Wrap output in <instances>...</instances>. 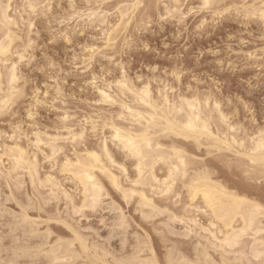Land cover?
<instances>
[{"label":"snow or ice","instance_id":"6c2138e0","mask_svg":"<svg viewBox=\"0 0 264 264\" xmlns=\"http://www.w3.org/2000/svg\"><path fill=\"white\" fill-rule=\"evenodd\" d=\"M125 7L109 4L108 0H23L22 10L17 9L20 12L17 18L12 15L16 9L12 0H0V26L6 32L0 38V181L7 182L12 190L16 209L11 211L0 200V213L11 215L25 227L30 226L36 234L41 225L29 213L44 212L45 203L56 201L66 212L48 216L43 221L48 228L40 232L45 240L57 241L48 245L53 255L59 249H70L73 255L80 249L83 255L90 252V244L92 250L97 249L98 242L87 235L93 229L83 227L81 222L103 209L105 201L111 208L116 206L95 176L81 171V159L96 164L103 159L112 171L118 172L119 179L110 172L105 174L124 202L129 193L121 188V183L142 185L147 177L155 185L153 199L149 200L143 191L132 192V196H139L141 200L137 211L145 220L157 216L168 218L165 224L168 231L162 233L168 241L167 261L160 252L159 237L149 228L148 234L137 230L135 247L145 257L137 264H216L212 253L222 248L242 249L237 252L239 258L227 264H264V0L257 4L146 0L143 4L127 6L140 11L138 31L164 35L171 24L175 40L185 35L203 36L221 17L235 19L245 28L249 24L258 25V34L249 33L256 36L255 42L244 39L242 33H230L223 46L207 50L215 58L213 62L218 71L234 74L242 70L241 65L260 69L255 77L239 81L248 85L250 93L258 90V111L239 97L225 98L219 95L218 89L213 91L216 81L209 84L211 78L198 72L204 51L195 57L178 52L168 55L171 45L167 36L162 41L163 55L143 45L155 57L137 68L133 75L125 57L136 41L126 34L121 37L123 21L111 31L108 29L109 18L113 13L121 15ZM118 38L120 43L116 42ZM233 40L250 47L234 51ZM161 60L168 61V65L161 64ZM69 79L74 81L73 87L79 86L81 93H89L87 111L82 110L83 102L69 107L67 101L76 99L65 91L64 85ZM126 101L141 111L166 110L178 117L180 140L162 150L146 132L122 133L108 117L125 121L126 114L115 109L133 113ZM143 119L141 112H136L130 123H141ZM109 128L112 151L109 135L105 134ZM249 140L260 153L259 162L248 152ZM224 152L233 155L225 160L222 168L212 164L216 169L215 180L219 182L215 187L226 194L229 203L246 209L242 227L224 216L201 187L213 175L201 161ZM234 160L250 161L253 166L259 163L261 171L257 173L254 167H248L243 175L234 174ZM157 163L167 166L163 180H157L154 175ZM130 170L134 179H128ZM191 170H196L198 178L189 183ZM57 175L61 182L56 180ZM173 204L179 212L169 210ZM144 209L150 211L145 214ZM117 213L113 229H120L123 239L131 224L123 209L118 208ZM221 217L224 223L219 227L229 225L227 239L223 232L216 231L215 221ZM99 222L107 227L103 219ZM192 236L203 242L200 246L203 252L198 249L195 256L188 247H176ZM257 237L259 243H251L249 247L248 238L255 241ZM48 264L58 262L49 259ZM90 264L105 262L94 257Z\"/></svg>","mask_w":264,"mask_h":264},{"label":"rangeland","instance_id":"374dc122","mask_svg":"<svg viewBox=\"0 0 264 264\" xmlns=\"http://www.w3.org/2000/svg\"><path fill=\"white\" fill-rule=\"evenodd\" d=\"M94 1L96 2V0H92V2H94ZM137 1L141 2L142 4L146 2V0H137ZM12 2L14 5H16L17 9L22 10L23 0H12ZM81 2H86V0H81ZM135 2H136V0L135 1L134 0H108L109 4H114L117 7H119L120 5H125L126 6L125 8H127V6L133 5ZM147 2H150V0H147ZM219 2L222 4L237 3V2L246 3V4H257V2L258 3L260 2V0H219ZM17 9L13 10L14 12H12V15L14 17L18 18V16L20 15L19 14L20 12L17 11ZM108 11H113V10L108 9ZM128 14L130 15V17H129V15L126 16V20H125V18H123L122 15L117 16L115 13H113V15L108 20V29H109V31H111L113 28H115L116 24H120L123 19L125 21H127L129 19L128 22H130V23H128L127 29H124V32L121 33V37H123L126 34L128 37H130L131 39L136 41V43H134L132 45V47H130L127 50V54L125 57L126 62L129 63V65L132 69L133 75L135 74V71L137 68L141 67L142 64H145L147 61H149L155 57V53H150V52L145 51L143 48V45H147L151 49H156V50L160 51L161 55H163L164 50H163V46H162V41L164 40V37L167 36L168 43L171 45L170 49L167 50L168 55L173 56L178 52L180 54L187 53V54H190L191 56L195 57L199 52L204 51V53H205L204 56L200 58L201 65L198 68V72L199 73H205V74H207L208 77L211 78L208 81L209 84H211L212 80L216 81V84L212 85L213 91L215 92L218 89L219 95L222 97H225V98H227V97H239L241 101H243L244 103H248V104L253 105L258 111L259 105H260V96L258 94V90H254L252 93H250L248 90V85L247 84H241V83H239V81H241V80L247 81L250 78L255 77V75L260 72V69L258 67H251V66L244 67L243 65H241L240 68L242 70H238L234 74L229 73L228 71H218L217 70L218 66L213 62L215 60V58L207 52L208 49L215 50V49H217L218 46H223L226 39H227V36L230 33L233 35H235L237 33H242L244 39H247L250 42H255L256 36L249 35V33L251 31H253L254 33L258 34V32H259L258 25L249 24L248 27L245 28L235 19H224L223 17H221L219 19V22L217 24L213 25L211 27L210 31L207 32V34H205L203 36H195L194 35L191 38H189L187 35H185L181 39L175 40L172 38L173 27L171 24H169L166 27L164 35L154 36L150 32H140L137 30L138 29L137 17L140 15L139 9L135 10L134 12L132 9L129 11ZM124 20H123V22H125ZM123 28H124V26H123ZM113 35H115V33H113ZM34 39H37L38 41H40L39 37H34ZM116 42L120 43L121 39L118 38L116 40ZM232 44L234 46V51H238L239 47H244L245 49L250 47V45L241 46L239 44V40H233ZM160 63L163 64L164 66H167L169 62L161 60ZM252 63H258V62L253 61ZM226 67L227 66L225 65V68ZM144 71L145 72L147 71L146 67H145ZM252 82H253V84L257 83L255 79H253ZM73 84H74V81L69 79L67 85H64L65 91L69 93V96L70 97L75 96V98H76L75 101H72L71 99H69V101H67L69 107H71L73 103L83 102L82 110L87 111L88 110L87 109V102L89 100V93L87 91L81 93L79 86L73 87ZM203 88H204V86H202V91H203ZM234 103H235V101H234ZM115 111L118 113V108L115 109ZM52 118H54V116ZM110 118L113 119V117H111V115L108 117V119L112 120ZM114 121H113V123L118 124V125H119V122H121L119 119H115V118H114ZM124 122H126V121H122L123 125H122V123H120V125H122L123 127H128L127 125H129V123L126 122V124H125ZM129 127L131 128L130 125H129ZM132 128L134 129L135 127H132ZM4 130H7V129H4ZM9 134H11V133L9 132ZM105 134L109 135V147H111L110 150L112 151L113 145L111 144V138H110L112 135L111 128L105 130ZM178 139L180 140V137H175L173 135H169L168 137L162 136V138H160V140L162 141V144H164L166 147L169 146L170 144H172L173 142L179 141ZM0 146H2V145H0ZM9 146H11V142L9 143ZM224 153H221V154L219 153L215 156H210V157H208L207 161H203V160L201 161V163L205 164L207 167H209V169H211V171H213V175H212L213 177L215 175L216 169H213L212 164L218 165L220 168H222L224 166V162H225L224 160L229 159L233 155L232 153H229V154L227 152H224ZM221 156H222V158H221ZM209 161H211L212 163H209ZM125 166L128 167L129 165L125 164ZM248 166L253 167L252 165H250V162H248V161H244V160L236 161V160H234L232 171L234 174L243 175L244 171L247 170ZM156 169L158 171L159 176H163L166 173V167L163 164L161 165V163H159L156 166ZM160 170H162V171H160ZM194 171L195 170H193V171L191 170L190 175L192 173H194ZM116 174L118 175V172H116ZM190 175L188 176V178L190 177ZM100 176L101 175H99V178L102 179L101 180L102 184H103L104 188L107 190L106 191L104 189L107 196L109 195L112 198V201L114 202L116 207L111 208L109 204L107 206V201H105V206L103 209H98L96 213L89 214L88 219L81 222V225L83 227H91L93 229V232H91L90 234L87 233V235L92 236L94 238V240L98 242V245L100 242V246L103 245L105 248L107 247V249L110 250L112 253H114V254L117 253L116 255H122V254L125 255L126 252H131L130 251L132 249L131 246L133 245V243H135L133 234L134 233L136 234L137 230L143 231L145 234H148V229L151 228L152 232L157 234V236L159 237V241H160V245H161L160 252L163 253L164 257H165L167 250H168V246H167L168 242L165 239V237H163V235H161V233H165L168 231V229L165 227V223L167 222L168 218L166 216H164V217L157 216L152 220H145L143 218V216L141 215V213L137 211V207H138V205H136L137 199L135 200L134 198H131L130 199L131 201L128 199L127 202H124L122 200V197H120V193H117L115 191V189L112 188L111 183H109V180L106 179V177H104V176H102V177H100ZM128 176H129L128 179H130V178L134 179V176H133L131 170H130ZM56 177L61 182V177L59 175H57ZM214 179H215V177H214ZM62 183H68L70 185L71 181H64ZM123 184L125 185V187L131 186L127 183V181H124ZM147 188L149 189V187H147ZM151 190L152 189L150 188L147 192H150ZM26 194L27 193H24V195H26ZM149 194H152V192ZM10 196H12V197H10ZM6 197H8V199ZM159 199H160L159 197H156V200H159ZM0 200H2V201L4 200L3 202L6 201L4 203V205L6 207H8L9 209H11V211H16V209L13 207V203L15 201L13 199L12 190L8 188L7 182H5V181H0ZM180 203L182 204V201ZM109 207L111 208V210L109 209ZM118 208L123 209V211L125 212L124 215L129 217V221L131 224V227H129V229L125 232L126 235L123 234L124 235L123 239H120L121 238L120 235H117L120 232V229H118V230L114 229L113 230V224L116 222L115 220L118 219V217H117V215H118L117 209ZM173 209H177L176 204H173L172 208H170L169 210L171 211ZM58 211L66 212V209L64 208V206L61 203H58L56 201H52L50 203L44 204V212L37 211L35 213H29V215L34 220H39L40 225H41L39 230H40V232H43L45 229L48 228V226L45 225L43 223V221L46 220L47 217L50 215H53V214L56 215V213L58 214ZM178 211H179V209H177V212ZM8 216L9 215L3 214V216L0 217L1 218L0 219V221H1V223H0V244H1L0 246L1 247L0 248L3 249L4 252L2 251V249H1V251H2V254H4L5 256H8L11 254L10 249L14 245L19 246V245H23L24 243H26V245H30L29 241L31 239V238H29V240H28V238H23L24 236H22V234H21L22 232L20 233V230L18 232H15V234L14 233L10 234L9 229H8L9 224H7V223L11 222L12 216L11 215H10V217H8ZM101 219H103L105 221V224L107 225V227L102 226L100 224L99 221ZM238 224L240 225L239 222H238ZM205 226L207 227L208 225H205ZM156 228H158V229H156ZM50 230L55 231L54 228H52ZM97 232H98V235H97ZM16 233L18 235H16ZM15 236H17L18 238ZM109 237H111V238H109ZM14 238H16L15 241H13ZM23 239L25 241H23ZM26 239L28 241H26ZM40 239L39 238H36V239L33 238V240L31 239V241H30L31 245L34 243L35 244L40 243L41 242V241H39ZM173 239H177V238L173 237ZM16 240H18V242H16ZM51 240L55 241L54 239L50 238L49 241H51ZM249 240H250V238H249ZM121 241H122V243H121ZM126 241H128V242H126ZM198 241L200 242L201 240L199 238H197V236H192L190 239H186L182 243L176 245V247L177 248L188 247L192 250V254H193L194 253V249H193L194 245L199 243ZM125 242H126V244H125ZM202 243L203 242L201 241V244ZM24 246H25V244H24ZM238 249L239 248H237V250L236 249H234V250L228 249L227 254H225V252H222V251H224L223 249H219L217 251L214 250L212 253V256L218 263L221 262L220 258L222 255H225L224 257L229 258V260L234 259L236 257L239 258L238 254L235 252V251L239 252L240 249L239 250ZM77 250L82 251L80 249H77ZM229 251H232V253L229 254ZM222 253H224V254H222ZM218 256H219V259H218ZM21 261H24V263H27V264H29V263L34 264L35 262H36L35 264H38V262L42 263L44 260L41 258V259H37V260H35V259L31 260L30 259V261H29V258H26L25 260H21Z\"/></svg>","mask_w":264,"mask_h":264},{"label":"bare ground","instance_id":"6f19581e","mask_svg":"<svg viewBox=\"0 0 264 264\" xmlns=\"http://www.w3.org/2000/svg\"><path fill=\"white\" fill-rule=\"evenodd\" d=\"M135 1V0H134ZM95 2V1H94ZM140 4L141 2L137 1L133 4V5H136V4ZM258 3V2H257ZM125 4V3H124ZM142 4V3H141ZM18 6V5H17ZM19 7V6H18ZM21 8V7H20ZM17 9V7H16ZM133 9V12L137 9H134V8H123L121 9V15L123 18H125L126 20V16H128L129 14V11ZM14 12V11H13ZM15 14V13H14ZM20 14V13H19ZM14 17V16H13ZM19 17V16H18ZM130 17V15H129ZM122 18V19H123ZM124 20V19H123ZM122 20V21H123ZM124 20V21H125ZM129 20V19H128ZM125 21L123 23V26H124V29H127V26H128V22ZM135 26V25H134ZM111 27V26H110ZM14 31V29H13ZM0 38H3L4 35H6V32L4 31V27L3 26H0ZM5 91H7V89L5 88ZM127 104V107H130L133 109V113H136V112H141V114L144 116V119L141 123H136V124H133V123H130L131 119L133 118V113H127L126 112V109H121V108H118V113L120 112H124L126 114V117L127 119L125 120L126 122L129 123V125L131 126V128L129 127V125H127L128 127H123V123L122 121L119 122V125L118 124H114L116 128L120 129L122 133H125V132H128V133H135L137 135H139L140 133L142 132H146L148 134V136L151 138V140L155 143H158L160 146H161V149L162 150H167L168 148H170L172 144H170L169 146H165L164 144H162V141L160 140V138H162V136H166L168 137L169 135H173L175 137H180L179 135V125L177 123L178 121V117L176 116H171L169 113H167L166 110H147V109H144L143 111H141L140 107H138L137 105H135L134 103H132L131 101H126L125 102ZM110 116V115H109ZM112 117V116H111ZM112 119V118H110ZM112 121H114V117L112 119ZM115 122V121H114ZM117 122V121H116ZM126 122H124L126 124ZM120 123H122V125H120ZM132 127H135L134 129ZM51 134V133H50ZM111 138V137H110ZM173 139V138H172ZM179 140V139H178ZM10 143V142H9ZM169 143V142H168ZM258 141H257V147H258ZM111 145V144H110ZM247 149H248V152H251L254 156V158L259 162L260 160V153L253 147L252 145V142L251 140H249L247 142V145H246ZM111 147H109V150H110ZM111 151V150H110ZM221 154V153H220ZM225 154V153H224ZM229 154V153H228ZM226 155V154H225ZM224 156V155H223ZM226 157V156H225ZM222 158V156H221ZM225 159V158H224ZM226 160V159H225ZM224 160V161H225ZM241 162V161H240ZM250 162V161H248ZM73 163H75V161H73ZM159 163H157L155 165V169H154V175L156 176V179L157 180H163L166 178L167 176V171L166 173L163 175V176H159L158 175V171L156 169V166L158 165ZM163 163H161L162 165ZM235 164V163H234ZM238 164V163H237ZM81 165H83V167L81 168V171L82 172H90V174L94 175L95 176V179L99 182L100 185L103 186L102 184V179L99 178V175H101L100 177L104 176L106 177V179L109 180V177L108 175L105 174V172H110L113 176H117V178L119 179V175L116 174L115 171H112V169L109 167V165H107L103 159H101L99 161L98 164L90 161V160H84L83 158L81 159ZM165 165V164H163ZM209 165V164H208ZM250 165H251V162H250ZM253 166V165H252ZM164 167V166H163ZM166 169H167V166L165 165ZM249 167V166H248ZM247 167V168H248ZM255 168V170L257 171V173H259L261 171V166L259 165V163H257L256 165L253 166ZM212 168V167H211ZM211 170V169H210ZM162 171V170H160ZM159 171V172H160ZM193 171V170H192ZM213 172V171H212ZM236 172V171H235ZM241 173V172H240ZM129 178V176H128ZM198 178L197 177V172L196 170L194 171V173H192L190 175V177L188 178V181L189 183H191L193 181V179H196ZM131 179V178H130ZM56 180L58 182L59 179H57L56 177ZM109 183H111V181L109 180ZM219 183L218 181H216L214 179V177L212 175H209L206 179H205V182L201 185L202 189H204L207 193V195L210 197V199L214 200L218 206L220 207V209L223 211L224 213V216H227V217H230L231 221L232 222H237V227H242L243 226V223H242V219H243V215L246 211V209L242 208L240 205H235L233 203H229L226 199V194L225 193H222L220 191H218L215 187V185ZM151 185V186H150ZM112 186V184H111ZM82 187V185H81ZM149 187V189L152 187H155L154 184H152V182L147 179H145V182L142 184V185H135V184H132L131 186H128V187H125V185L123 184V182L121 183V188L125 191H127L129 193V200L131 198H134L137 202L136 205H140L141 203V200H140V197L139 196H132L131 193L132 192H136V191H143L144 194L148 197L149 200H152L153 199V195L152 194H149L152 192V190L150 192H147L149 189L147 188ZM104 188V186H103ZM147 190H146V189ZM105 189V188H104ZM106 190V189H105ZM107 191V190H106ZM107 195V194H106ZM109 196V195H108ZM12 197V196H10ZM8 199V197H6ZM14 199V198H13ZM12 200V199H11ZM4 201V200H3ZM128 201V200H127ZM131 201V200H130ZM6 202V201H5ZM4 202V203H5ZM155 202V201H154ZM107 206H108V203H107ZM111 207V206H110ZM109 207V209H111ZM176 207V206H175ZM8 208V207H7ZM9 209V208H8ZM178 209V208H177ZM114 210V209H113ZM110 211V210H109ZM145 212V214H147L148 211H150V209H144L143 210ZM60 212V211H58ZM179 212V211H178ZM125 213V212H124ZM57 214V213H56ZM1 216H3V213H0ZM54 215V214H53ZM0 216V217H1ZM51 216V215H50ZM7 217V216H6ZM10 217V215L8 216ZM118 217V215H117ZM3 218V217H2ZM144 218V216H143ZM1 219V218H0ZM116 219V218H115ZM13 220V221H12ZM9 221V220H8ZM7 221V222H8ZM116 221V220H115ZM217 223V228H216V231L217 232H223L224 234V238L227 239L228 236H229V225L228 224H225L224 227L221 229L219 227L220 224L224 223V217H221L219 220L215 221ZM238 222L240 223V225L238 224ZM1 223V221H0ZM167 223V222H166ZM165 223V224H166ZM9 224V233L11 234H15V232H18L20 230V233L22 234V236H24L23 238H31L33 240V238H41L39 241H41L40 243H37V244H32L31 245V239L29 241L30 245H26L24 246L23 245H17V246H13L11 249H10V255L8 256H5L4 254H2V251L3 249L0 248V264H27V263H24V261H21V260H25L26 258H29V261L30 259H43L44 261L42 263H39L38 264H48V261L49 259H54L58 262V264H90V260L91 258H94V257H99V258H102L105 262V264H118V262H124V264H137V262L141 259H144V255L140 254L137 252L136 250V247H135V243H133V245L131 246V252H126L125 255H116L117 253H112L110 250L107 249V247L105 248L103 245L100 246V242H99V247L95 250H92V245L90 244L89 245V248H90V252L89 253H84L83 255H80V253L82 251H78L76 250L77 254L76 255H73L72 254V250L70 249H59L56 251L55 255H53L52 253V250L50 247H48L49 244H55L57 241H49V240H45L43 238L42 235H40V230L38 229L37 230V233L36 234H33L32 232V228L30 226L28 227H25L23 224H20L18 221L15 220L14 217H12L11 219V222L7 223ZM155 227V226H154ZM45 229V228H44ZM158 229V228H156ZM114 230V229H113ZM112 230V231H113ZM118 230V228H117ZM116 230V231H117ZM42 231V230H41ZM111 231V232H112ZM134 231V230H133ZM157 231V230H156ZM118 232V231H117ZM129 232V231H128ZM114 233V232H113ZM116 233V232H115ZM159 233V232H158ZM9 234V235H10ZM90 234V233H89ZM111 234V233H110ZM123 234L126 235V233L124 232ZM133 234V233H132ZM135 234V233H134ZM134 240H135V237H136V234L134 235ZM16 235H18L16 233ZM117 235H120V232L117 234ZM162 235V233H161ZM11 236V235H10ZM112 236V235H111ZM114 236V235H113ZM124 236V235H123ZM131 236V235H130ZM160 236V235H159ZM17 237V236H15ZM119 237V236H118ZM164 237V236H163ZM18 238V237H17ZM111 238V237H109ZM198 238V237H197ZM16 238H14L13 241H15ZM50 239V238H49ZM121 239V238H120ZM219 239V237H218ZM249 239V238H248ZM26 239V241H28ZM133 240V239H132ZM133 240V241H134ZM251 240V238H250ZM247 242L249 243V247L251 246V243H259V237L256 238L255 241H250ZM23 241H25L23 239ZM16 242H18V240H16ZM22 242V241H21ZM128 242V241H126ZM125 242V244H126ZM132 242V241H131ZM168 242V241H167ZM195 242V241H194ZM199 242V241H198ZM122 243V241H121ZM168 244V243H167ZM1 245V244H0ZM124 246V245H123ZM168 246V245H167ZM201 246V241L199 243H197L196 245H194V253H193V256H195L197 254V250L199 249L201 252H203V248L200 247ZM1 247V246H0ZM123 248V247H122ZM126 248V247H125ZM180 248V247H179ZM2 249V251H1ZM129 249V248H128ZM127 249V250H128ZM224 251L222 252H225V254L228 253V249L227 248H222ZM122 250V249H121ZM234 250V249H233ZM237 250V249H236ZM239 250V249H238ZM192 251V250H191ZM217 251V250H216ZM239 251H242L241 249ZM4 252V251H3ZM122 252V251H121ZM125 252V251H124ZM237 253V251H235ZM218 253V252H217ZM232 253V251H229V254ZM121 254V253H120ZM215 254V253H214ZM224 254V253H222ZM221 254V255H222ZM235 255V254H234ZM220 256V255H219ZM219 256H218V259H219ZM225 255H222L221 258H220V261L221 262H217L213 256V260L216 262V264H227V262H230V261H234L236 259H238L236 256V258L234 259H230L229 258H225L224 257ZM229 256V255H228ZM167 258H168V250H167V253L165 255V261H167ZM183 259H190L189 257L187 256H183L182 257ZM231 258V257H230ZM217 259V260H218ZM28 261V260H27ZM26 261V262H27ZM32 262V261H31ZM36 263V262H35ZM34 263V264H35ZM30 264V263H29ZM33 264V263H32Z\"/></svg>","mask_w":264,"mask_h":264}]
</instances>
